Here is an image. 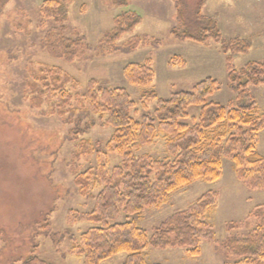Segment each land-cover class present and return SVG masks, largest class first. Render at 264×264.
Listing matches in <instances>:
<instances>
[{"label": "rangeland", "instance_id": "rangeland-1", "mask_svg": "<svg viewBox=\"0 0 264 264\" xmlns=\"http://www.w3.org/2000/svg\"><path fill=\"white\" fill-rule=\"evenodd\" d=\"M44 0H7L0 4V264H22L30 254L54 264H84L73 248V239L95 226L88 221L71 222L69 211L90 212L95 200L82 196L76 175L98 164L109 170L121 162L115 151L107 150L114 128L106 124L107 115L88 110V85L95 79L110 88L123 87L136 103L132 116L140 118L146 110L141 104L144 88L130 83L125 68L148 60L155 77L146 89H155L158 98H169L179 91H192L208 78L217 79L221 88L210 100L226 103L229 88L226 55L216 43L201 45L181 41L172 34L178 25L175 0H127V9L137 12L142 22L113 44L105 35L115 28V19L124 7L115 0H57L43 11ZM190 9L199 0H183ZM61 10L63 15L56 13ZM201 7V6H200ZM202 13L216 17L228 38L251 41L247 53L233 56V64L243 67L251 61H264V0H205ZM65 18V20H64ZM65 25L67 36L81 37L83 47L72 62L42 46L47 30ZM140 37L141 45L130 50L128 42ZM60 68L71 81L66 89L72 95L73 113L58 114L53 101L37 107L29 84L45 69ZM264 112V86L251 87ZM153 111L156 100L147 104ZM199 107L189 108L190 115ZM82 118V127L94 123L86 133L72 140L71 129ZM72 121V122H71ZM264 154V129L257 137ZM138 154L165 157L161 135ZM101 186L91 192L97 194ZM215 190L218 206L211 217L215 240L202 239L201 254L188 256L184 248L147 247L145 259L151 264H231L222 243L228 237L245 236L264 215V189H250L233 171L232 162L223 161V174L214 182L196 181L173 192L160 206L145 209L141 216L123 210L110 221H135L149 234L153 228L177 211L186 210L203 193ZM36 245V250L34 249ZM121 252L101 264H123Z\"/></svg>", "mask_w": 264, "mask_h": 264}, {"label": "trees", "instance_id": "trees-1", "mask_svg": "<svg viewBox=\"0 0 264 264\" xmlns=\"http://www.w3.org/2000/svg\"><path fill=\"white\" fill-rule=\"evenodd\" d=\"M7 0H0L3 5ZM57 0H44L43 11L56 6ZM178 25L173 36L181 41L201 45L214 42L226 57V71L233 97L226 103L210 100L221 88L220 82L208 77L198 82L192 91H179L169 98H158L155 89H146L155 77L150 60L134 62L124 70L130 83L144 88L141 104L146 110L140 118L132 116L136 103L123 87L110 88L93 79L88 85V110L107 115L106 124L114 128L107 150L115 151L121 162L109 170L98 164L76 175L75 184L82 196L95 200L90 212L69 211L71 222L88 221L95 226L73 239L74 250L84 258V264H101L121 252L127 257L123 264H151L144 256L147 247L184 248L188 256L201 254V241L215 240L211 217L218 206L215 190L203 193L186 210L170 215L149 234L135 221L112 223L121 210L127 215L141 216L145 209L160 206L169 196L196 181L214 182L223 174V161L232 162L237 178L250 189H264V154L257 147V137L264 129V112L251 87L264 86V61H251L237 68L233 56L247 53L251 41L240 37H226L216 17L202 13L205 0H199L195 11L183 0H175ZM124 10L115 19V28L106 33L107 43L113 44L124 34L132 32L142 17L127 9V0H115ZM201 6V7H200ZM47 7V8H46ZM56 13L63 15L58 7ZM65 20V18H64ZM65 25L47 30L42 46L49 53L58 54L72 62L83 47L81 37H69ZM138 36L127 44L135 50L141 45ZM74 81L60 68L45 69L29 84L33 103L41 107L53 101L58 114L75 113L70 104L72 95L66 86ZM156 100L151 111L147 104ZM199 107L190 115L189 108ZM72 122V121H71ZM82 127V118L71 129L72 140L78 139L93 126ZM165 139L166 156L138 154L159 136ZM100 187L97 194L92 191ZM36 250V245H34ZM231 264H264V215L257 226L245 236H230L222 243ZM22 264H54L30 254Z\"/></svg>", "mask_w": 264, "mask_h": 264}]
</instances>
